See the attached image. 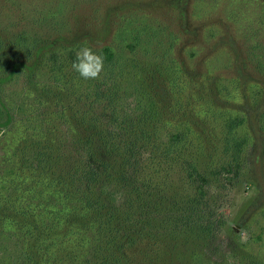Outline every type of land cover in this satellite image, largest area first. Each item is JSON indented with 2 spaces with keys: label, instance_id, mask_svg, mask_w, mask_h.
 <instances>
[{
  "label": "rangeland",
  "instance_id": "obj_1",
  "mask_svg": "<svg viewBox=\"0 0 264 264\" xmlns=\"http://www.w3.org/2000/svg\"><path fill=\"white\" fill-rule=\"evenodd\" d=\"M52 42L35 70L0 82V119L13 117L0 130V264H28L36 240L24 242L32 218L22 214L46 228L64 187L83 178L89 125L116 141L147 133L130 179L149 202L158 193L180 211L193 201L222 224L224 252L209 246V261L264 264V0H0V78ZM83 46L114 51L98 80L72 69ZM194 169L208 180L202 197ZM174 229L202 251L192 229Z\"/></svg>",
  "mask_w": 264,
  "mask_h": 264
},
{
  "label": "trees",
  "instance_id": "obj_2",
  "mask_svg": "<svg viewBox=\"0 0 264 264\" xmlns=\"http://www.w3.org/2000/svg\"><path fill=\"white\" fill-rule=\"evenodd\" d=\"M53 44L38 47L31 65L13 61L10 74L0 78V82L11 79L21 67L35 70L44 51ZM100 53L108 61L114 58L110 46L104 47ZM12 119L8 111L7 119H0V130L10 125ZM83 128L85 139L82 143L86 151L83 178L77 181L78 184L71 183L64 187L67 193L59 201L60 209L54 207V212L44 217L45 229L36 214H22V217L32 218L26 221L28 231L23 232L24 242V236L28 235L31 241L34 240L33 243L36 240L37 250H41V247L45 250L34 251L35 245L29 247L28 264H56L50 261L51 258H65L59 264H223L222 261L211 262L207 258V249L213 244H216V252L221 250L220 256L224 252L221 240H218L220 231H223L220 222L207 221L193 201L189 206L183 205L180 211L177 201L172 202V207H165L159 201L162 196L158 193H155L156 203L149 202L146 200L148 191L136 187V183L130 179V159L134 157L137 147L149 139L147 133L140 132L135 138L123 135L116 141L110 131L97 133L96 125ZM174 138L179 139L180 135ZM259 159L264 162V148ZM132 167L137 170V165ZM188 177L196 188V195L204 196V186L208 181L206 175L194 169ZM52 188L54 195L58 193L55 186ZM178 222L192 229L199 240L205 241L202 251L187 250L179 242L182 241L177 236L180 232L174 229ZM163 236L168 239L167 246L160 243ZM59 246H62L61 252L52 251L53 247ZM194 258H199V262L190 261ZM249 264L262 263L251 258Z\"/></svg>",
  "mask_w": 264,
  "mask_h": 264
},
{
  "label": "clouds",
  "instance_id": "obj_3",
  "mask_svg": "<svg viewBox=\"0 0 264 264\" xmlns=\"http://www.w3.org/2000/svg\"><path fill=\"white\" fill-rule=\"evenodd\" d=\"M72 69L84 80H98L104 71V57L90 46H83L76 54Z\"/></svg>",
  "mask_w": 264,
  "mask_h": 264
}]
</instances>
